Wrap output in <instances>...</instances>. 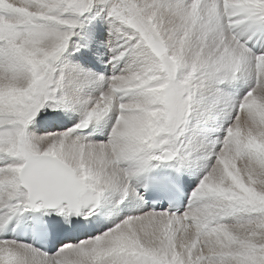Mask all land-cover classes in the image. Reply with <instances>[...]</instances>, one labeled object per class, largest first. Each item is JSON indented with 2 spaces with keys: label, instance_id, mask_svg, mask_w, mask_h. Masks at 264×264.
Masks as SVG:
<instances>
[{
  "label": "snow or ice",
  "instance_id": "obj_1",
  "mask_svg": "<svg viewBox=\"0 0 264 264\" xmlns=\"http://www.w3.org/2000/svg\"><path fill=\"white\" fill-rule=\"evenodd\" d=\"M0 264H264V0H0Z\"/></svg>",
  "mask_w": 264,
  "mask_h": 264
}]
</instances>
